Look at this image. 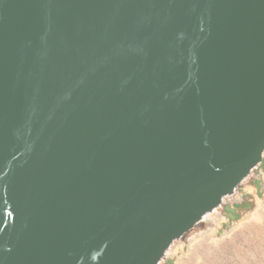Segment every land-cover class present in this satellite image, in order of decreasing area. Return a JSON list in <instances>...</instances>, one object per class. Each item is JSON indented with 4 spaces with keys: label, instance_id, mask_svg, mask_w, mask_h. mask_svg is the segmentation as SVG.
Masks as SVG:
<instances>
[{
    "label": "water",
    "instance_id": "1",
    "mask_svg": "<svg viewBox=\"0 0 264 264\" xmlns=\"http://www.w3.org/2000/svg\"><path fill=\"white\" fill-rule=\"evenodd\" d=\"M264 155V0H0V264H162Z\"/></svg>",
    "mask_w": 264,
    "mask_h": 264
},
{
    "label": "rangeland",
    "instance_id": "2",
    "mask_svg": "<svg viewBox=\"0 0 264 264\" xmlns=\"http://www.w3.org/2000/svg\"><path fill=\"white\" fill-rule=\"evenodd\" d=\"M211 216L175 242L162 264H264V155Z\"/></svg>",
    "mask_w": 264,
    "mask_h": 264
},
{
    "label": "trees",
    "instance_id": "3",
    "mask_svg": "<svg viewBox=\"0 0 264 264\" xmlns=\"http://www.w3.org/2000/svg\"><path fill=\"white\" fill-rule=\"evenodd\" d=\"M233 208H236V206H234ZM230 209H231V208H229L228 206L225 207V211H226V212H231Z\"/></svg>",
    "mask_w": 264,
    "mask_h": 264
},
{
    "label": "bare ground",
    "instance_id": "4",
    "mask_svg": "<svg viewBox=\"0 0 264 264\" xmlns=\"http://www.w3.org/2000/svg\"><path fill=\"white\" fill-rule=\"evenodd\" d=\"M212 217L211 215L209 216V218ZM217 217V216H216Z\"/></svg>",
    "mask_w": 264,
    "mask_h": 264
},
{
    "label": "crops",
    "instance_id": "5",
    "mask_svg": "<svg viewBox=\"0 0 264 264\" xmlns=\"http://www.w3.org/2000/svg\"><path fill=\"white\" fill-rule=\"evenodd\" d=\"M231 213H232V211H231Z\"/></svg>",
    "mask_w": 264,
    "mask_h": 264
}]
</instances>
